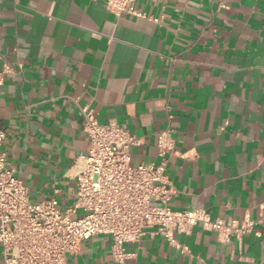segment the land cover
<instances>
[{
  "label": "crops",
  "instance_id": "0c3cea01",
  "mask_svg": "<svg viewBox=\"0 0 264 264\" xmlns=\"http://www.w3.org/2000/svg\"><path fill=\"white\" fill-rule=\"evenodd\" d=\"M0 0L1 150L29 198L76 193L90 147L81 108L140 139L134 164L158 162L169 129L172 209L254 222L220 239L196 226L176 243L146 233L111 254L82 240L66 264H264V0ZM1 256V248H0Z\"/></svg>",
  "mask_w": 264,
  "mask_h": 264
},
{
  "label": "built area",
  "instance_id": "2783aa9c",
  "mask_svg": "<svg viewBox=\"0 0 264 264\" xmlns=\"http://www.w3.org/2000/svg\"><path fill=\"white\" fill-rule=\"evenodd\" d=\"M134 1L105 0V5L112 13L139 15ZM81 114L90 147L81 157L74 200L66 207L54 197L29 198L1 150L5 132L0 129V264H66L82 240L97 234L111 237V254L123 261L124 244L146 233L176 243L175 232L190 233L196 226L215 231L220 239L253 228L248 219L238 222L211 218L201 208H170L166 163L176 152L169 129L157 138L159 161L134 164L130 149L140 144L139 138L114 120L100 123L91 110L81 108Z\"/></svg>",
  "mask_w": 264,
  "mask_h": 264
},
{
  "label": "rangeland",
  "instance_id": "374dc122",
  "mask_svg": "<svg viewBox=\"0 0 264 264\" xmlns=\"http://www.w3.org/2000/svg\"><path fill=\"white\" fill-rule=\"evenodd\" d=\"M80 215H82V213H79Z\"/></svg>",
  "mask_w": 264,
  "mask_h": 264
}]
</instances>
